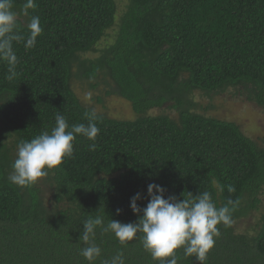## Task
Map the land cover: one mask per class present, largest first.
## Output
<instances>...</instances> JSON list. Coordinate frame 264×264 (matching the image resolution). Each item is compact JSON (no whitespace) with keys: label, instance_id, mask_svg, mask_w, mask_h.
<instances>
[{"label":"trees","instance_id":"trees-1","mask_svg":"<svg viewBox=\"0 0 264 264\" xmlns=\"http://www.w3.org/2000/svg\"><path fill=\"white\" fill-rule=\"evenodd\" d=\"M24 2L13 0L17 31L27 36L31 16H39L43 31L32 49L13 43L14 80L5 79L0 61V264H105L118 254L123 264H158L143 249L142 234L121 245L103 231L111 219H138L130 198L141 193L137 204L145 207L150 183L163 186L165 198L208 191L217 207L232 201L233 223L218 225L203 264H264V215L252 236L233 228L259 203L264 148L236 123L194 112L192 98L240 87L264 110V0H126L120 16L115 0H35L28 16L20 15ZM101 74L137 116L96 113V150L77 137L73 156L49 171L55 203L47 207L35 184L8 180L17 142L50 131L57 113L70 126L87 124L86 113L94 111L80 102L72 80ZM164 106L178 120L147 114ZM96 217L104 224L90 243L101 252L89 262L80 237L84 222ZM177 255L178 264H198L182 249Z\"/></svg>","mask_w":264,"mask_h":264},{"label":"clouds","instance_id":"clouds-1","mask_svg":"<svg viewBox=\"0 0 264 264\" xmlns=\"http://www.w3.org/2000/svg\"><path fill=\"white\" fill-rule=\"evenodd\" d=\"M36 7L35 0H25L20 15L28 16L29 10ZM18 13L14 11L13 0H0V61L7 65L5 79L14 80L19 63L13 47L14 42H23L25 50L32 49L37 43V37L43 29L39 16H31L27 23V36L17 31ZM87 124L69 125L64 115L55 116V124L50 131H43L29 140L17 142L16 159L12 163V172L8 180L17 186L34 185L40 178L56 169L64 159L73 156V142L78 136L91 141L89 151H95V139L100 129L96 124V113H86ZM219 191L223 188L217 185ZM228 191L235 188L228 186ZM166 189L158 184L147 186L148 202L140 208L137 201L142 199L141 193L130 198V209L138 216L135 222L121 223L111 219L103 231L112 233L121 245L137 238L142 247L158 264H178L177 250L182 249L185 257L194 256L198 264H203L209 251L215 245V237L220 235L218 225L231 226L233 209L228 205L217 207L208 191L177 199L175 195L165 198ZM120 210L117 209V214ZM104 224L100 217L89 218L83 224V235L80 237L88 246L81 249L80 254L89 262L100 255L101 249L90 243L95 236L97 226ZM123 264L118 254L111 262L105 264Z\"/></svg>","mask_w":264,"mask_h":264},{"label":"rangeland","instance_id":"rangeland-1","mask_svg":"<svg viewBox=\"0 0 264 264\" xmlns=\"http://www.w3.org/2000/svg\"><path fill=\"white\" fill-rule=\"evenodd\" d=\"M115 2L117 14L120 16L125 9L126 0H115ZM104 41L103 39L97 47H100ZM97 54L96 51L86 55L93 57ZM72 88L80 102L97 114L115 119H134L137 116L129 101L115 95L113 92L114 83L103 74L99 75L97 79L91 80L73 78ZM192 98L196 104L193 109L194 112L236 123L247 137L259 147L264 148V110L256 103L248 100L245 91L243 92L240 87H228L210 94L195 92ZM147 114H166L172 119L178 120V113L168 106L152 109ZM35 186L39 189L44 204L47 207H53L55 202L52 198L53 192L49 176L40 178ZM258 199L259 203L256 209L234 222L233 228L237 234L252 236L257 232L264 215V188Z\"/></svg>","mask_w":264,"mask_h":264}]
</instances>
